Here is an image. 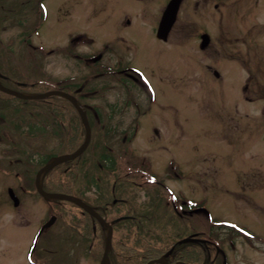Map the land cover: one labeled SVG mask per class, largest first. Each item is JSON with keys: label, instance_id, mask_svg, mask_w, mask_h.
I'll use <instances>...</instances> for the list:
<instances>
[{"label": "rangeland", "instance_id": "obj_1", "mask_svg": "<svg viewBox=\"0 0 264 264\" xmlns=\"http://www.w3.org/2000/svg\"><path fill=\"white\" fill-rule=\"evenodd\" d=\"M19 1L0 0V76L12 81L6 80V86L22 91L14 80L42 81L48 85L39 86L48 90L52 83L80 82L90 73L88 61L68 55L69 49L75 48L78 56L108 45L105 62L129 59L151 80L156 97L151 101L137 85L130 92L121 85L109 90L85 87L84 92L95 91L85 102L102 111L107 128L97 127L91 115L90 147L60 173L53 170L48 188L61 173L62 184L69 182L66 172L74 170L64 191L79 193L96 206L108 202L104 215L109 220L131 217L114 231L118 262L134 264L147 249L165 250L197 231H208L217 234L224 250V257L216 255L213 264H264V8L252 18L237 0H222L218 11L215 0H184L163 43L155 34L169 0H45L43 12L36 10L35 0L25 5ZM216 13L230 18H215ZM37 24L41 28L36 35L24 34ZM202 33L210 35L204 50ZM232 49L240 51L236 61L244 69L233 62ZM214 69L221 79L214 77ZM248 73L252 80L244 92ZM75 127L82 124L71 107L0 93V264L25 261L51 209L57 218L42 241L56 238L57 259L67 262L71 253L74 264L100 263L104 247L98 226L88 234L80 209L64 201L50 204L36 192L35 174L21 175L28 160L44 164L69 152L67 136ZM122 146L146 158L145 164L126 166ZM104 155L115 160L114 169L107 167ZM149 173L159 179L158 186L150 183ZM143 174L147 180L140 178ZM10 188L19 196L18 207L9 198ZM175 199L178 204L201 200L205 212L174 213Z\"/></svg>", "mask_w": 264, "mask_h": 264}, {"label": "flooded vegetation", "instance_id": "obj_2", "mask_svg": "<svg viewBox=\"0 0 264 264\" xmlns=\"http://www.w3.org/2000/svg\"><path fill=\"white\" fill-rule=\"evenodd\" d=\"M35 1L37 2V5L36 6H40L45 0H35ZM19 2L20 3H23L21 5H25L26 3H30L29 0H27V1L26 0H20ZM215 2L216 3L214 4V9L216 11H218L219 8H220V4L222 3V0H215ZM235 3H237L240 7H242L244 10H246V15H249L252 18L257 17L258 12L260 11V9H259L260 6L264 8V0H237ZM37 9L38 8H36V10ZM38 16L41 17V13H39ZM220 16H222V17H225L226 16L227 19L230 18L229 14L226 15V14L216 13L214 15L215 18L216 17H220ZM22 25H24V24H22ZM128 25H130V21L129 20L127 21V26ZM24 31H25L24 34L27 35V36L35 35L36 32L38 31V27L37 26H34L32 28V30H30V31L29 30H24ZM163 43H165V42H163ZM216 47H217V44H216ZM202 50H204V49H202ZM237 54H238V57H237ZM240 54H241L240 51H236V49H232V53H231L230 57L232 58V60H235L233 62L237 66H239L241 69H244V67H242L239 64L240 62L239 61H236L240 57H242ZM101 60H104V55H101L100 61ZM114 63H116V64L119 65V64H122V61H121V59H118ZM103 64H105L104 61H102L100 63V65H103ZM241 64H244V62L241 63ZM95 65H97V63H95ZM132 67H133V69L134 68H137V69L143 71L142 68L136 66L135 64ZM208 67L209 66H207V68ZM210 68H212V67H210ZM215 72H216V70L214 69L213 72H212V74L215 76V78L216 79H221V77H218V76L216 77V74L217 73H215ZM136 73L137 74H131V73L126 72V76L128 77L127 78V81L130 82V83H134L136 85H142V84L146 83L147 80L143 76L142 72H140V73L139 72H136ZM249 73H248V78L246 79V84L243 87V91L244 92L248 91V88H249V85H250V81L252 80V77L250 76ZM93 77H94L93 78L94 80H98L100 76L98 75L97 77L96 76H93ZM148 80L150 81L149 78H148ZM77 98H78L77 100H78L79 104L81 105V101H83V100L81 98H79V97H77ZM245 99H248V98L245 97ZM82 106H84L85 107L84 109H86L87 112H89V105H82ZM158 133H159V131L156 134H158ZM125 155L128 156L130 154H128L127 151H126L125 152ZM130 159H136L137 161H141L140 164H143V163L145 164L144 161L146 160V159H142V158H139V157L130 158ZM17 162H19V164H20V161L19 160ZM19 164L16 163L15 165H19ZM22 164H23L24 167L21 169V172H22L21 175H22L23 179H25L28 174L29 175L32 174V166L26 164L25 162L22 163ZM35 175H36V173H35ZM96 209L98 210L99 213H102L104 211V208H102L101 206L96 207ZM48 229H50V228H46V229H44V230L41 231V227L39 228V230L36 233V239H35V241H33L32 246L29 248V250H28V252H27V254L25 256V259H24L25 261H21V264H67L68 260H70V262H68V264H74L73 261H75V259L73 258V255L71 253H70V255H68L66 257L67 262L64 261L63 263H61L57 259L58 249L55 246V244H56L55 243L56 242L55 241L56 238L54 239V237H51L49 240H46L45 242L42 241V238L45 235V233L49 231ZM39 240H40V242H39Z\"/></svg>", "mask_w": 264, "mask_h": 264}, {"label": "water", "instance_id": "obj_3", "mask_svg": "<svg viewBox=\"0 0 264 264\" xmlns=\"http://www.w3.org/2000/svg\"><path fill=\"white\" fill-rule=\"evenodd\" d=\"M181 2H182V0H171L170 3L168 4V6H167V8L163 14V17L161 19L159 28H158V32H157L158 38H160L162 40L167 39L169 32L171 31V28H172V26L176 20V16H177ZM202 39H203L202 48H204L209 43V37H208V35H203ZM0 91L5 93V94H8V95H11L13 97L23 99V100H40V99H44V98L51 96V95H61L62 97H65V98L69 99L70 101H72L77 106V104L73 100L72 96H70L68 93L60 92V91H49V92L41 93V94H24V93H20L18 91L12 90V89L4 86L1 82H0ZM80 115L82 118V122H83L84 126L86 127V139H85L84 144L74 153L61 155V156L57 157L56 159H54L52 162L45 165L38 172L37 179H36V187H37L38 192L44 197L65 200V201L73 202V203L79 205L80 207H82L86 211H88L93 217H95L100 222V224L105 225L108 228L109 232L107 235L105 251H104V255H103L101 264H110L108 252L111 248V243H112V233H113L112 227L104 219H102L93 210L92 207L83 203L82 200L74 198L73 196L68 195V194H64V193H48V192H45L40 185L41 176L46 171L54 168L55 166H57L61 163L67 162L69 160H74L75 158L80 156L82 153H84V151L89 146V143L91 141L90 124H89L86 116L82 112H80ZM10 195H11L12 199L14 200L15 205L17 206L19 204L17 197L13 194L12 191H10ZM154 263H163V261L158 259L156 261L150 262L149 264H154Z\"/></svg>", "mask_w": 264, "mask_h": 264}, {"label": "trees", "instance_id": "obj_4", "mask_svg": "<svg viewBox=\"0 0 264 264\" xmlns=\"http://www.w3.org/2000/svg\"><path fill=\"white\" fill-rule=\"evenodd\" d=\"M6 80L2 81L4 83V85H6L5 84ZM8 81L12 82L11 79H9ZM14 82H15V80L13 81V85L14 86H19V88L22 89V91L26 92V93H41V92L46 91V90L42 89L41 86H39L41 84H44V85L47 84V83H43L42 81L36 82V83L24 82L23 84H17V83H14ZM50 86H51L50 87L51 89H63V90H67V91L68 90L69 91H73V90H75V89H77L79 87L78 85H74L73 86L72 84L69 83V81L64 83V84H62V85H55V84L52 83V85H50ZM49 100H52L56 104V106L59 105L61 109H66V108L71 107V105H70V103L68 101H66L64 99H57L56 97H49V98H47L45 100H42V101L46 102V101H49ZM63 105H65L66 107H64ZM56 112L58 113V115H61L63 113V111H59V112L56 111ZM54 114H55V112H54ZM72 132H73L72 141H69V145L72 144V146H68L69 147L68 148L69 151H73V150L76 149V147L78 146L77 144L79 143L78 140L80 139V136L82 135L81 131L79 129L77 130L76 127L72 130ZM60 169L61 168L58 167L55 170H57L58 173H60L61 172ZM61 176L65 178V173H61ZM61 176L57 175L55 177L57 182H56L55 186H50V188H48L49 181L45 180L44 181V187L48 191H51V190L53 191L54 190V191H59V192L71 193L70 189H69V191H64L63 189L67 190V187L70 188V184H72L71 179H73L74 177L73 176H68L69 182H67V183L65 182L64 184H62ZM48 177H49V175H48ZM55 179L52 177L51 181L55 182ZM174 245H175L176 248L173 251L172 255L169 256L168 259H167L169 263H175L177 261H181V262H185L186 264H196V262H198V260L200 261L201 264H211V262H212V260L210 258V255L207 252L208 250L205 247H204V249L202 251V257L200 258V256L198 254L196 255V251L194 250L195 249V244L194 243H187L185 245L172 243V244L168 245L167 249L165 248V250H163L162 248H156L158 250L147 249L146 252L142 253L143 255L139 254V257L136 258V260L134 261V264H147V262L150 261V260L161 258ZM119 247L121 249V246H119ZM183 247H185V249H184L183 252H181V249ZM116 249H117V247L115 246L113 248L112 252H110V257H111L112 264H127V263H124V262H118L117 261V256H121V255L118 253L119 251H116ZM191 249H192V251H191L192 254L189 253V250H191ZM161 250H163V251H161Z\"/></svg>", "mask_w": 264, "mask_h": 264}]
</instances>
